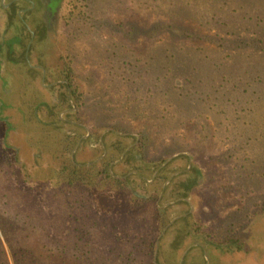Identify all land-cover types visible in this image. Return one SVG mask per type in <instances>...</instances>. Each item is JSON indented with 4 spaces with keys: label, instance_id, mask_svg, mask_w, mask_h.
I'll return each instance as SVG.
<instances>
[{
    "label": "rangeland",
    "instance_id": "374dc122",
    "mask_svg": "<svg viewBox=\"0 0 264 264\" xmlns=\"http://www.w3.org/2000/svg\"><path fill=\"white\" fill-rule=\"evenodd\" d=\"M66 3L51 29L35 39L25 37V28L34 26L30 20L23 23L25 15L7 20V27L0 20V41L6 42L1 43L0 97L7 104L4 115L16 126L8 141L32 173L24 182L17 168L16 185L29 186L30 203H46L47 213L57 219L45 220V232L68 237L78 232L72 218L82 221V214L58 213L59 204L48 197L54 188L49 175L43 183L33 181L58 163L47 146L43 157L35 158L37 144L45 143L43 129L33 118L25 122L21 113L42 101H58V92L65 91L61 85L50 89L61 81L52 83L55 74L48 76L42 66L57 68L61 58L69 56L68 27L62 19ZM79 7L87 19L82 14L75 27L84 29L85 43L72 52V66L84 100L79 116L87 129L116 124L132 136L145 135L148 159L189 155L190 164H197L203 174L193 190L198 219L213 230L216 240L229 235L231 221L240 231L250 214L264 207V0H86V7L81 2ZM133 25L139 30L134 38L127 33ZM165 25L173 26L168 30ZM22 42L26 48L28 42L33 46L29 57L20 52ZM22 57L36 71L10 62ZM97 198L104 209L94 213L92 227L85 229L94 250H101L110 246L111 236L127 231L128 224L121 223L123 212L112 208L121 210L124 196L101 191ZM175 208L174 215L187 206ZM263 213L245 232L248 246L243 251L205 247V264H264ZM191 248L183 249L181 257ZM187 258L188 264H200L198 250Z\"/></svg>",
    "mask_w": 264,
    "mask_h": 264
},
{
    "label": "trees",
    "instance_id": "16d2710c",
    "mask_svg": "<svg viewBox=\"0 0 264 264\" xmlns=\"http://www.w3.org/2000/svg\"><path fill=\"white\" fill-rule=\"evenodd\" d=\"M80 2L86 7V0H67L62 15L68 27L66 49L69 56L62 57L57 68L42 66L48 76L55 74L52 83L61 81L50 89L61 85L65 91L58 92V101H42L29 113H21L25 122L33 118L43 129L42 141L45 143L37 144L39 150L35 158L41 159L43 147L47 146L58 163L49 174L42 173L33 181L43 183L45 176L49 175L54 188L48 197L59 204L58 213L76 216L77 212L83 219L72 218L78 232L68 237L60 236V231L54 236L45 232V220L56 222L57 219L47 213L46 203L33 202V199L30 203L32 193L29 186L16 185L17 168L24 182L29 181L32 173L20 162L19 149L8 141L9 131L16 126L4 115L7 104L0 97V264H178L182 250L191 245L189 252L198 250L199 263L205 264V247L211 246L226 253L243 251L248 246L245 232L254 218L263 213V206L250 214L248 222L241 224L240 231L235 230L236 222H229V235L216 240L213 230L197 217L198 198L193 190L198 187L203 174L197 164H190L189 155L180 154L169 161L165 158L148 159L145 135L132 136L119 130L116 124L105 126L99 123L90 131L87 129L79 116L84 100L72 66V52L80 43H85L84 29L80 25L75 27L76 19L82 14L84 18L86 14L79 7ZM171 26L163 28L169 30ZM136 28L133 25L127 30L132 38L139 31ZM172 33L183 36L186 31ZM19 46L24 55L25 44L22 42ZM1 47L5 46L0 44V53ZM32 49L33 46L29 52ZM10 62L23 63L29 71L37 69L31 67L25 58ZM101 191L117 192L125 197V201L119 203L121 210L112 208L116 213L123 212L120 220L121 223L127 222L128 230L109 236L112 239L109 238L110 246L106 249L94 250L85 228L92 227L90 220L94 219V213H98L99 208L104 209L97 202ZM189 197L194 211H191ZM74 203L79 206H73ZM180 204L186 205L187 209L178 210L174 215L175 207ZM177 215L180 217L168 225ZM3 230L7 231V236ZM188 253L182 264H188Z\"/></svg>",
    "mask_w": 264,
    "mask_h": 264
},
{
    "label": "flooded vegetation",
    "instance_id": "af4514ba",
    "mask_svg": "<svg viewBox=\"0 0 264 264\" xmlns=\"http://www.w3.org/2000/svg\"><path fill=\"white\" fill-rule=\"evenodd\" d=\"M65 0H0V20L2 26L7 27V20H13L17 16L25 15V19H23V23H26L25 20H30L31 23L34 25L33 28L29 29L26 27L30 32V39L32 35L35 37H41L45 34L48 30L51 29V25L53 21H55L58 17L61 5L64 3ZM35 14H39V20L33 22V16ZM38 16V15H37ZM25 25V24H24ZM27 37V34L26 36ZM24 39V38H22ZM1 43H6L0 41ZM31 43L28 42L27 44V51L26 55L30 56L29 50L31 49ZM1 53H4L1 51ZM2 60V59H1Z\"/></svg>",
    "mask_w": 264,
    "mask_h": 264
},
{
    "label": "water",
    "instance_id": "95a60500",
    "mask_svg": "<svg viewBox=\"0 0 264 264\" xmlns=\"http://www.w3.org/2000/svg\"><path fill=\"white\" fill-rule=\"evenodd\" d=\"M171 159V158H170ZM169 159V160H170ZM180 216H178V217H176V218H174L173 220H171L170 221V223L168 224V225H170L175 219H177V218H179ZM168 227V226H167ZM183 257H184V255L181 257V260H180V263L179 264H182V261H183Z\"/></svg>",
    "mask_w": 264,
    "mask_h": 264
}]
</instances>
